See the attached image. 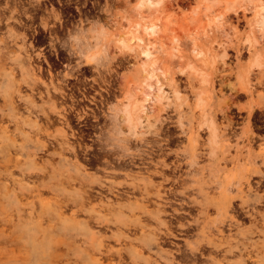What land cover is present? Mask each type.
Here are the masks:
<instances>
[{
	"label": "rangeland",
	"instance_id": "374dc122",
	"mask_svg": "<svg viewBox=\"0 0 264 264\" xmlns=\"http://www.w3.org/2000/svg\"><path fill=\"white\" fill-rule=\"evenodd\" d=\"M263 8L0 0V264H182L218 225L258 249Z\"/></svg>",
	"mask_w": 264,
	"mask_h": 264
},
{
	"label": "bare ground",
	"instance_id": "6f19581e",
	"mask_svg": "<svg viewBox=\"0 0 264 264\" xmlns=\"http://www.w3.org/2000/svg\"><path fill=\"white\" fill-rule=\"evenodd\" d=\"M20 2V1H19ZM140 6L143 5V1H141L139 3ZM21 9V7H20ZM13 12V11H12ZM22 15V14H21ZM3 16V14H2ZM0 15V23L3 22V17ZM16 16V15H15ZM2 17V18H1ZM18 17V16H17ZM20 20V19H19ZM24 23V22H23ZM25 26V25H24ZM23 26V27H24ZM22 27V28H23ZM259 27L260 29L264 32V8H263V13L261 14V20L259 22ZM150 29L149 31L150 32H154L156 33L157 32V26H153L151 28H145V30H148ZM28 30V29H26ZM25 33V32H24ZM3 42V40H2ZM5 44H8L7 42L4 41ZM122 43L126 46L125 42L122 41ZM9 45V44H8ZM6 46V45H5ZM7 49H9L8 46H6ZM0 50L3 51V47L0 46ZM22 51V50H21ZM145 53H147V55H145ZM143 55L145 58L149 59L150 57V52L149 50H145L143 52ZM3 58V57H2ZM6 60V58H3ZM1 60V59H0ZM2 61V60H1ZM4 61V60H3ZM2 63V62H1ZM0 63V64H1ZM4 66L6 67V64H4ZM34 70V69H33ZM41 80V78H40ZM16 103V102H15ZM14 103V104H15ZM18 106V105H17ZM19 107V106H18ZM14 108L17 110V108ZM21 107V106H20ZM21 109V108H20ZM18 111V110H17ZM19 114V112H18ZM232 204V202H231ZM231 208V207H230ZM238 208H241V207H238ZM237 209V208H236ZM236 209L232 208L231 210L233 212L236 211ZM242 209V208H241ZM246 209V208H245ZM230 210V211H231ZM239 211V210H238ZM241 211V210H240ZM237 212V211H236ZM235 212V213H236ZM238 213V212H237ZM242 213V212H241ZM232 214V213H231ZM234 214V213H233ZM240 214V212H239ZM244 214V213H242ZM245 215L246 217H249L251 218V220L253 219V226L252 228L250 229H246L244 231V234L246 235V237H250L252 238L253 235H260L262 238V241L259 243L258 245V249H255V246H252L251 245V241H248L247 243H244L243 245H236V246H233V241H228L229 237L231 236H226L225 234V230L222 228V225H218V227H216V229L214 230V228H210L211 231H210V235H211V239L207 240V245H198L199 243H194L193 242V247H191V258L188 257L190 256L189 254L186 256V254L184 253V256H183V259H182V264H188V263H191V264H198L199 262L197 260H201L202 261V257L204 256V254H207L209 253V260L213 263V264H216L217 261H219L217 264H249L250 260H252L253 262H251L252 264H264V260L263 259H259V260H256L257 258H255V254L254 253H257L258 252V255H256L257 257H259L260 255H264V212H260V211H250V210H247L245 212ZM244 215V216H245ZM230 227H235L237 226L238 227V220H241V219H238L237 220V216L238 215H230ZM258 217H260V219H258ZM239 218V217H238ZM223 225H224V222H222ZM246 223V222H245ZM184 225V224H182ZM217 225V224H216ZM225 226V225H224ZM200 228V227H199ZM170 232H171V228H169ZM214 230V231H213ZM217 231V233H216ZM235 231V230H234ZM206 232V231H205ZM216 233V234H215ZM168 235V233L166 234ZM163 237V236H162ZM162 239H166L165 237H163ZM165 244V241L162 242ZM252 246V249L251 251H248L246 253V257L244 258H241L240 260H237L235 263H229L228 260H226L228 256H225V257H222L221 256V259L220 260H217L216 258H219L216 254V257L212 256L213 253H217L218 252H222L224 253L223 255H226L228 252H231L233 250V247H236L238 248V251L241 252L242 249L245 247V245H249ZM163 245V244H161ZM167 243L164 245L166 246ZM190 245H192V243H190ZM227 245H231V246H227ZM162 246V247H164ZM181 248V247H180ZM164 249H167V248H164ZM178 250H181V249H178ZM204 250V253H202V251ZM166 251V250H165ZM180 252V251H179ZM182 254V252H181ZM180 254V255H181ZM244 256V254H242ZM179 255H177L176 257L178 258ZM230 257V256H229ZM237 257V256H236ZM175 258V259H177ZM182 258V257H181ZM190 258V259H189ZM224 258V259H223ZM231 258V257H230ZM229 258V259H230ZM179 260L181 261V259L179 258ZM176 261V260H175ZM197 261V262H196ZM178 262V260H177ZM185 262V263H184ZM203 262V261H202ZM176 264V263H175ZM201 264V263H200Z\"/></svg>",
	"mask_w": 264,
	"mask_h": 264
},
{
	"label": "snow or ice",
	"instance_id": "6c2138e0",
	"mask_svg": "<svg viewBox=\"0 0 264 264\" xmlns=\"http://www.w3.org/2000/svg\"><path fill=\"white\" fill-rule=\"evenodd\" d=\"M145 55H147V53H145Z\"/></svg>",
	"mask_w": 264,
	"mask_h": 264
}]
</instances>
